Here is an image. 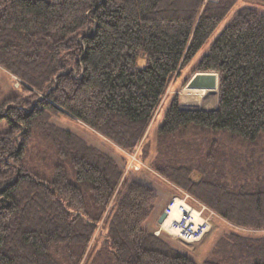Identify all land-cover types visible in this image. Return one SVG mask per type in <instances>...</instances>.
Returning a JSON list of instances; mask_svg holds the SVG:
<instances>
[{
  "label": "trees",
  "instance_id": "16d2710c",
  "mask_svg": "<svg viewBox=\"0 0 264 264\" xmlns=\"http://www.w3.org/2000/svg\"><path fill=\"white\" fill-rule=\"evenodd\" d=\"M237 2L0 0V65L27 93L0 106V264H197L143 226L152 186L50 119L69 115L134 151L173 76ZM194 71L217 72L218 92L182 96L203 93L215 108L174 97L160 145L175 153V136L195 130L238 149L224 154L219 141L197 165L156 156L153 168L229 222L264 228V12L240 7ZM38 135L50 146L43 168L30 160ZM200 264H264V236L220 237Z\"/></svg>",
  "mask_w": 264,
  "mask_h": 264
},
{
  "label": "rangeland",
  "instance_id": "374dc122",
  "mask_svg": "<svg viewBox=\"0 0 264 264\" xmlns=\"http://www.w3.org/2000/svg\"><path fill=\"white\" fill-rule=\"evenodd\" d=\"M242 6L253 7L264 12V0H238L234 8L223 20H221L205 44L199 49L192 61L185 65L177 75L173 76L153 118L147 125L143 137L134 151L122 149L94 128L69 115L61 114L53 116L50 119V123L78 134L87 143L94 145L109 154L118 163L121 169H123V175L127 179L141 181L152 186L157 195L156 201L158 206L156 210L154 209L147 221L143 223L145 228L153 232L158 228L159 215L165 205L174 197L184 199L189 207L199 212L200 218L206 219L210 226L197 243L187 244L169 236L167 233L159 234L170 243L171 246L191 257L197 264H200L203 259L210 254L213 245L220 237L232 232L249 237H262L264 236V228L241 227L222 218L182 187L156 171L153 168L152 163L157 156V158H161V160L170 158L175 161L180 159L188 162L192 161L191 164L197 165V162H204L206 160L203 157V154L210 152L212 148L217 147L219 141H225L227 143V148L224 149V154H229L230 152H228V150L231 147L238 149L232 142L235 140H232L226 133L188 130L175 136L172 142L176 147L175 150L177 153L175 152L166 155L165 147L160 145L161 142L158 136V129L160 125H162L170 102L174 97H177L178 103L181 107L209 108L214 106L213 104L205 105L209 97L207 98L203 93L198 96L196 92L194 95H189L188 100H186L187 97L182 96L183 93H186L185 91L189 92L193 89H186L185 84L195 73L194 66L196 62L208 52L213 41L231 21L237 10ZM139 63H142V60H140ZM20 82L21 81L17 76L0 65V106L3 107V104L5 103V110L8 106L14 104V101L10 100L14 95L20 96L21 98L27 96V93L22 89ZM6 124L7 123L3 121L0 123V127H5L7 126ZM48 142L49 141L42 139L38 135L32 137L31 144L29 145L31 149L30 160L42 168L45 167L46 164H44L41 155H38L48 151L50 147ZM185 146L186 148H184ZM241 151H243V149ZM219 154H222V151H220ZM198 176V173H194L193 178L198 179ZM104 238L105 230L101 229L100 224L91 244L96 243L99 246Z\"/></svg>",
  "mask_w": 264,
  "mask_h": 264
},
{
  "label": "built area",
  "instance_id": "2783aa9c",
  "mask_svg": "<svg viewBox=\"0 0 264 264\" xmlns=\"http://www.w3.org/2000/svg\"><path fill=\"white\" fill-rule=\"evenodd\" d=\"M166 217L155 234L167 233L169 236L180 240L183 243H197L209 229V223L206 219L200 218V213L189 207L184 199L172 198L163 208L162 212ZM195 213H198L195 216ZM197 218L199 221L194 220Z\"/></svg>",
  "mask_w": 264,
  "mask_h": 264
},
{
  "label": "water",
  "instance_id": "95a60500",
  "mask_svg": "<svg viewBox=\"0 0 264 264\" xmlns=\"http://www.w3.org/2000/svg\"><path fill=\"white\" fill-rule=\"evenodd\" d=\"M218 83H219V75L217 72L196 71L186 82L185 88L212 91V90H218ZM165 217H166V213L164 211L161 212L158 218V223H162Z\"/></svg>",
  "mask_w": 264,
  "mask_h": 264
},
{
  "label": "bare ground",
  "instance_id": "6f19581e",
  "mask_svg": "<svg viewBox=\"0 0 264 264\" xmlns=\"http://www.w3.org/2000/svg\"><path fill=\"white\" fill-rule=\"evenodd\" d=\"M193 90H197V89H193ZM202 91H205V90H202ZM217 91V90H216ZM217 104V103H216ZM215 108V107H214ZM205 109H210V108H205ZM212 109V108H211ZM198 215V213H195V216H197ZM194 220H196V221H199L197 218H194Z\"/></svg>",
  "mask_w": 264,
  "mask_h": 264
},
{
  "label": "crops",
  "instance_id": "0c3cea01",
  "mask_svg": "<svg viewBox=\"0 0 264 264\" xmlns=\"http://www.w3.org/2000/svg\"><path fill=\"white\" fill-rule=\"evenodd\" d=\"M157 206H158V205H157V201H156V203H155V210L157 209Z\"/></svg>",
  "mask_w": 264,
  "mask_h": 264
}]
</instances>
